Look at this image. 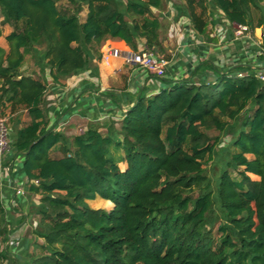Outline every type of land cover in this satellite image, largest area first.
I'll use <instances>...</instances> for the list:
<instances>
[{
	"label": "trees",
	"instance_id": "obj_1",
	"mask_svg": "<svg viewBox=\"0 0 264 264\" xmlns=\"http://www.w3.org/2000/svg\"><path fill=\"white\" fill-rule=\"evenodd\" d=\"M61 1L0 0L2 24L12 26L8 50L0 45V102L27 109L30 121L15 126L12 147L23 158L20 174L38 180L29 192L41 197L35 239L43 241L26 264H264V80L249 66L244 76L242 66H211L215 80L196 79L205 61L187 78L143 89L120 118L67 136L50 125L47 72L60 82L91 69L108 38L132 49L143 39L163 52L152 8L167 2ZM181 1L176 19L189 17L199 34L211 22L207 1L231 22L264 26V0ZM28 57L37 75L23 72ZM216 157L221 168L211 175L206 164ZM97 197L113 206H90ZM7 212L0 185V244L13 230Z\"/></svg>",
	"mask_w": 264,
	"mask_h": 264
},
{
	"label": "crops",
	"instance_id": "obj_2",
	"mask_svg": "<svg viewBox=\"0 0 264 264\" xmlns=\"http://www.w3.org/2000/svg\"><path fill=\"white\" fill-rule=\"evenodd\" d=\"M210 14L211 22L208 25L207 34L200 36L203 40L201 44H196L192 38L185 34L187 32V23H184L185 16H181L175 21L177 24L181 22L180 25L184 26L183 31L180 30L177 33L180 38L177 50L174 52L170 50L172 62L167 71L168 78H173L176 74L187 76L188 71L199 62L206 61L210 66L216 65L220 68L261 62L262 59L258 54L260 52V36L264 27L263 29L261 27L254 28L253 38L246 36L234 39L232 32H230L225 40H219L217 37H211L214 27L219 25V20L213 18L214 10H211ZM10 32L11 29L5 35ZM0 45L7 50L9 48L7 44ZM124 47L128 46L124 45ZM92 66L96 69L92 67L85 72L61 79L60 82H54L50 74L48 72L46 74L50 125L57 123V130H61L67 136L80 134L87 129L91 122L102 124L112 117L118 118L123 108L127 109L134 103L141 89L147 93H153L161 87L159 83L161 79L154 80L144 86L143 75L132 66L124 64L122 60H113L112 64L107 65L102 59L94 58ZM121 71L122 73L119 74ZM23 72L37 75L38 68L32 58L28 57ZM213 73L210 67L202 70L195 78L201 79L204 76L213 75ZM168 78L165 77L163 81L166 82ZM4 111L9 114V118L18 115L13 121L14 128L10 126L11 136L15 132L16 125L18 127L23 126L30 121L26 108L20 107L18 111L13 112L9 102H6V105L0 102V113ZM121 165L122 168H125L127 162L122 161ZM1 192L6 195L5 200L2 199L4 203L12 205L11 201L8 204L5 202L14 196L7 185L4 184L1 187ZM17 201L18 206L23 207V209L26 208L25 199L18 197ZM12 208L13 206L11 208L8 206L7 210L11 211ZM18 217H21L19 212Z\"/></svg>",
	"mask_w": 264,
	"mask_h": 264
},
{
	"label": "built area",
	"instance_id": "obj_3",
	"mask_svg": "<svg viewBox=\"0 0 264 264\" xmlns=\"http://www.w3.org/2000/svg\"><path fill=\"white\" fill-rule=\"evenodd\" d=\"M213 18H217V20H219V25L217 27H214V31L211 33V37H217L219 40H225L230 32H232L234 39H240L246 36H249L250 38L254 37V28H252L248 24H240L229 21L224 16L222 10H214ZM175 21L176 20H174L172 27L170 28V36L172 38L175 36L178 37L177 33L180 30L183 31L184 26L180 25L181 22L177 24ZM184 23H187V32H185V34L188 35L189 38H192V40H194L196 44L203 43V40L200 38V36L203 34H199L194 29L189 17L185 16ZM263 27L264 26H262L261 28L263 29ZM177 39L178 43L180 44V38L178 37ZM260 39V52L258 56L261 57V62L252 65L242 64L229 66L228 68H220L215 65L216 68L221 71L229 72L236 66H242L243 68L237 71V75L244 76L245 74H247V70L245 69V67L249 66L255 71V75L257 77L264 80V29L261 33ZM102 60L107 65L112 64L113 60H122L124 64L137 69L144 77V86L146 84H150L154 80H164L165 77L168 78L167 71L172 62L171 58L168 59L165 55L161 54L156 49L147 46L144 40H139L137 49L109 45L102 51ZM199 64L200 62L197 63L192 69H190L187 76L184 77L183 75L176 74L173 78H168L166 80V83L189 77L191 72L195 70L196 66H198ZM142 90L143 89H141L138 93H140ZM125 111L126 109L123 108L121 110V115L118 118H120L125 113ZM22 160L23 158L20 155H14L13 153L11 128L7 122V119L0 118V185L1 187L4 184L7 185L8 189L14 194L12 199H7V201H5L7 204L9 203V201H11L12 205H9V208H11V206H18V197L22 199L26 198V194L27 192H29L30 182L38 183V180H30L26 175L20 174ZM3 200H5V198ZM13 203H15V205H13ZM37 225V221H35V227H37ZM19 242V239L13 238L12 240H10L9 246L11 248L20 247L21 244H19Z\"/></svg>",
	"mask_w": 264,
	"mask_h": 264
},
{
	"label": "rangeland",
	"instance_id": "obj_4",
	"mask_svg": "<svg viewBox=\"0 0 264 264\" xmlns=\"http://www.w3.org/2000/svg\"><path fill=\"white\" fill-rule=\"evenodd\" d=\"M123 1L126 2V0H123ZM166 2H167V5L165 6L164 10L160 11L156 8H152V10H153L154 14L157 15L162 20V23H163V28L161 31V40L163 42L164 51L160 52V53L165 55L169 59L172 57V52L170 50H173V52H174L177 50V48L179 46L178 39H177L178 37L175 36L172 38L170 36V33H171L170 28L172 27L174 20H177V19H175V15H176L175 4L180 3V2H184V1L166 0ZM63 3L67 4V1L62 0L60 2V4H63ZM260 5L262 7L264 4L261 3ZM205 6L207 7L206 8L207 9L206 18L209 20L211 17L210 11L212 10L211 5L207 1ZM254 9H255L254 17H255V20H257L256 14H259L261 10L259 8H254ZM197 10L201 11L202 7L198 5ZM86 13H87V8L85 7V9L80 14L81 20L85 19ZM2 20H3V16H2V13L0 11V26L3 29V35H2V37H0V44H7L8 45L5 34L8 32L9 29L12 30V26H10L9 24H2ZM258 32H259V30H258ZM107 45L124 47L125 43L122 40L117 39V38H108V39L104 40L98 46V49L102 52L103 48ZM210 67H211L210 64H204L201 66L199 72H202V70L208 69ZM121 73H122V71L119 72V74H121ZM159 83L161 86L167 85V83L163 80H159ZM247 113L250 114V111H244L243 114L238 119V122H237L238 127L240 126L241 119ZM15 116H18V115L16 114V115L11 116V118H9V114L6 113L5 111L0 113V117L6 118L9 126H11L12 128H14L13 121L15 119ZM103 131H105V130H103ZM208 132L211 136L216 135L218 133L216 130H213V129L209 130ZM232 136H233L232 133H229L226 136H224V138L222 139L221 143L218 146L219 154H222V157L224 156V151L221 148H225L229 145V141L232 138ZM120 152L122 153V151H120ZM249 156L251 157V155H249ZM217 160H218V158L216 157L213 162L206 164L208 171L211 175L218 174V172L220 171L221 163L216 162ZM120 166H122L121 162H120ZM250 176H251V178L256 179V180L260 179L259 176H256L254 174H250ZM1 194H2V192H1ZM1 196L3 199L6 197L5 194H2ZM25 200L27 202L26 208L23 209V207L17 206V207H13L11 211H9V209H8L7 218L12 222L9 224L8 228L12 227L13 230H11V233L9 235V239L6 242H3L0 244V249L5 248L7 250L6 257L3 259H0V264H26L28 257L33 252L38 253V248L34 247V245H35L34 242L36 240L38 242L43 241L42 238L35 239L36 238V236H35V229H36L35 221L40 220V217H41V215L38 213V209H37L38 206L40 205L41 197H40V195H38L36 193L27 192ZM88 202H89L90 206H92L94 208L110 209L113 206L112 201L103 199L101 197H97L94 200H89ZM13 205H15V203H13ZM6 206L8 207L9 205H6ZM18 212L20 213V216H21L20 218L18 217ZM11 214H13V215H11ZM12 216H13V218H12ZM13 238H17L20 240V242H19V244H21L20 247L11 248L9 246V242Z\"/></svg>",
	"mask_w": 264,
	"mask_h": 264
},
{
	"label": "water",
	"instance_id": "obj_5",
	"mask_svg": "<svg viewBox=\"0 0 264 264\" xmlns=\"http://www.w3.org/2000/svg\"><path fill=\"white\" fill-rule=\"evenodd\" d=\"M203 78H205V76ZM215 79H216V76L214 74L207 76V80L208 81H212V80H215Z\"/></svg>",
	"mask_w": 264,
	"mask_h": 264
}]
</instances>
